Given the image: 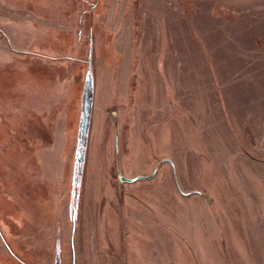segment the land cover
Returning a JSON list of instances; mask_svg holds the SVG:
<instances>
[{
	"label": "rangeland",
	"instance_id": "1",
	"mask_svg": "<svg viewBox=\"0 0 264 264\" xmlns=\"http://www.w3.org/2000/svg\"><path fill=\"white\" fill-rule=\"evenodd\" d=\"M0 264H264V0H0Z\"/></svg>",
	"mask_w": 264,
	"mask_h": 264
},
{
	"label": "crops",
	"instance_id": "2",
	"mask_svg": "<svg viewBox=\"0 0 264 264\" xmlns=\"http://www.w3.org/2000/svg\"><path fill=\"white\" fill-rule=\"evenodd\" d=\"M32 13H33V11H32ZM13 21H15V20H13ZM26 23H28V22H26ZM25 27H26V32L24 33V37L22 38L23 42L21 40H18V39L10 38L11 40H13L14 43H16V44L24 43V44H27V45L29 44V45L33 46L34 42H37L38 44L42 43V42L39 41L40 39L42 41H44V38H45L46 34L43 31L37 30L32 25H30V26L26 25ZM36 37H38L39 40H36ZM63 83H64L63 81L62 82L59 81V82H57L56 85L57 86L64 85ZM24 123L26 125L30 124V122H24Z\"/></svg>",
	"mask_w": 264,
	"mask_h": 264
},
{
	"label": "water",
	"instance_id": "3",
	"mask_svg": "<svg viewBox=\"0 0 264 264\" xmlns=\"http://www.w3.org/2000/svg\"><path fill=\"white\" fill-rule=\"evenodd\" d=\"M87 95L84 96V99H83V106H82V116H81V120H80V133L82 134V131H84V129H86L87 127V124H88V112H89V103L87 102ZM163 160H167L169 162L170 159L168 158H164ZM154 174L151 173L149 175H137V176H134V177H126V176H123V175H120L119 176V179L121 181H126V182H133L137 179H149L152 175Z\"/></svg>",
	"mask_w": 264,
	"mask_h": 264
}]
</instances>
